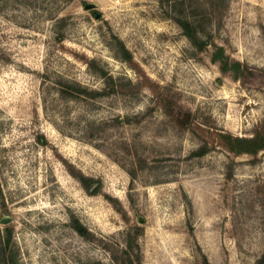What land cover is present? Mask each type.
I'll return each instance as SVG.
<instances>
[{"label":"rangeland","instance_id":"374dc122","mask_svg":"<svg viewBox=\"0 0 264 264\" xmlns=\"http://www.w3.org/2000/svg\"><path fill=\"white\" fill-rule=\"evenodd\" d=\"M175 15L264 73V0H0V230L18 264H125L124 249L137 264H255L264 251V150L235 155L218 136L264 130V74L220 80L215 43L197 50ZM109 75L126 88L71 87L101 92Z\"/></svg>","mask_w":264,"mask_h":264},{"label":"trees","instance_id":"16d2710c","mask_svg":"<svg viewBox=\"0 0 264 264\" xmlns=\"http://www.w3.org/2000/svg\"><path fill=\"white\" fill-rule=\"evenodd\" d=\"M173 17L182 28L183 33L191 40L197 50L204 51L211 43H215L213 40L211 42L209 38H204L200 35L197 23L187 16L175 15ZM118 47L120 49L121 58L126 61H131L133 57L132 53L120 39H118ZM211 60L213 63L217 64L221 70L222 76L220 80H223L224 78H231L233 80H241L246 83L250 79L259 78L264 74H261V68L251 65L249 62L243 61L229 54L224 45L214 44V50L211 53ZM103 73L104 75H107V72L103 71ZM109 79L107 88L101 92L88 90L87 88L80 87V85H72L71 87L77 91L76 93L91 94L92 96L111 94L126 88V84L121 82L120 79H114L112 75H109ZM150 85H152L151 88L156 92L157 99L166 114L178 117L183 120L185 125H188L190 123L189 118H187L189 117V114L185 112L180 104H178L175 96L170 94L165 88L160 89L158 84L153 83ZM125 120L129 122L130 118L127 117ZM218 136L221 143L235 155H257L259 152L264 150V130L262 129L257 130L251 136L237 135L230 131H220L218 132ZM206 152V146H201L199 149L195 150L193 154L201 156ZM65 162L71 174L78 179L88 193L98 194L102 191V182L99 178H95L94 176L84 173L67 160H65ZM228 175L231 177L233 175L232 171H230ZM106 197L114 203L120 212L125 211L122 204H117V201H119L118 198L112 197L108 194H106ZM71 224L86 239L93 240L95 238V233L89 230V228H87L79 218L73 216ZM124 253L126 254L125 264L138 263L137 260L129 254L128 249H124ZM16 254L15 250H13V229L8 228L4 234L0 230V263L18 264ZM113 257L115 259L117 258L115 252ZM204 264H211L207 256L204 257ZM255 264H264V251L257 258Z\"/></svg>","mask_w":264,"mask_h":264},{"label":"water","instance_id":"95a60500","mask_svg":"<svg viewBox=\"0 0 264 264\" xmlns=\"http://www.w3.org/2000/svg\"><path fill=\"white\" fill-rule=\"evenodd\" d=\"M96 6V4L94 3V2H87L86 4H85V7L86 8H94ZM100 15V13L99 12H97L96 13V16L98 17ZM141 219H143V218H141ZM10 220V217H5V218H3V222H8Z\"/></svg>","mask_w":264,"mask_h":264}]
</instances>
